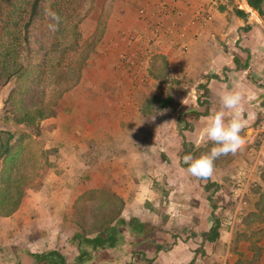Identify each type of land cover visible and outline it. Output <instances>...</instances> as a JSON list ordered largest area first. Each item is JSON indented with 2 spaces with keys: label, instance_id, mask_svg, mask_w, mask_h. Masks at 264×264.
I'll return each mask as SVG.
<instances>
[{
  "label": "crops",
  "instance_id": "0c3cea01",
  "mask_svg": "<svg viewBox=\"0 0 264 264\" xmlns=\"http://www.w3.org/2000/svg\"><path fill=\"white\" fill-rule=\"evenodd\" d=\"M114 3L117 6L107 15L104 34L113 33L117 39L100 46L110 57L94 67L97 74L81 81L84 99L46 122L49 138L44 150L50 154L45 152V170L24 189L16 211L0 216V242L8 239V246L0 248V264H36L32 256L55 258L54 253L75 264L79 255L75 237L62 245L44 231L54 228L58 234L71 227L78 220L76 212H85V221L95 220L93 212L99 209L104 218L101 226L120 217L156 229L149 231L152 237L147 239L122 226L124 243L90 251L86 258L92 261L83 264H129L141 258L153 263L164 250L156 251L149 241L166 231L172 234L167 225L162 229L161 222L155 223L156 218L163 220L158 206L162 204L168 212L174 205L175 211L168 215L176 218L181 216L177 209L183 202L187 208L192 206L194 192L190 194L189 187L194 189L199 179L186 171L182 158L212 143L203 136V129L207 117L221 110L220 95L225 90L240 91L243 116L250 113L253 97L260 98L261 92L253 93L255 89L246 82L251 64L247 69L243 66L246 61L249 64L254 48L263 46L256 44L263 40L256 37L263 35L264 26L259 18L254 22L259 14L246 0ZM237 9L244 17L236 16ZM198 11L208 15L207 24L192 23ZM246 37L256 41H245ZM116 41L119 45L113 46ZM230 118L226 113V121ZM1 145L0 140V150ZM240 153L238 149L233 155ZM199 183L203 196L208 190ZM143 212L155 216L154 223L142 221ZM168 219L174 220L165 222ZM96 234L91 231L86 237ZM142 244L148 248L143 250Z\"/></svg>",
  "mask_w": 264,
  "mask_h": 264
},
{
  "label": "rangeland",
  "instance_id": "374dc122",
  "mask_svg": "<svg viewBox=\"0 0 264 264\" xmlns=\"http://www.w3.org/2000/svg\"><path fill=\"white\" fill-rule=\"evenodd\" d=\"M86 5L89 6L85 7ZM116 6L117 4L114 3V0H86L80 15L79 31L81 39L78 48L70 56L69 68L65 70L61 68L63 70L61 76L71 81L70 88H68L69 86L67 87L68 89H65V87L46 84L38 89L37 94L38 98L41 99L40 101L44 104H54L55 115L39 122L40 136L31 135L30 137H25L22 141L17 160L19 163V174L23 177V183L26 186L36 183L39 174H42L45 170L44 163H42L45 152L50 154V150H44L45 140L49 138V135L45 132L46 122L55 118L62 108L68 105H76L77 101L80 102L84 99L85 89L82 86L85 84L81 81L85 80V76L97 74V71H94V67L104 63V57H110L100 50V46H106L107 42L117 39L113 33L104 34L108 20L107 15L114 11ZM251 14L255 15L253 12ZM252 18L254 19V17ZM256 18L262 20L264 26V4L262 5V16L255 17L254 22H257ZM118 20L112 19V22H117ZM256 38L263 39L256 43L263 46L254 48L252 58H250V55L249 65H251L247 69V77H255V82L259 86H264V32L263 35L259 34ZM250 39L256 41L255 37H246L245 41ZM118 45L119 43L116 41L113 46ZM111 54L114 53L112 52ZM245 63L247 64V61ZM98 72H101L100 68ZM104 74H107V72ZM7 91L8 87L0 88V140L2 147L10 134L17 135L22 129L20 126L11 127L1 121L2 102ZM252 92L257 94L256 90ZM253 99L254 103L250 113H244L243 116L249 122L240 133L245 140V144L240 148L241 156L229 154L221 156L215 161L214 174L209 180L216 182L218 186L220 184L221 187L215 191L213 189L208 190L207 194L201 196L202 186L199 180L204 185V188L206 182L204 181V183L201 179L194 182V189L189 187L190 194H192V191L194 192V197L190 199L192 206L187 208L188 205L183 202L182 208L177 209L181 213L179 218L168 215V212L170 214L175 211L174 205L173 211L165 212L163 210L164 206L159 204L158 207L162 209L160 211L163 213V220L156 218L155 221L156 214L154 211L152 213L155 216L143 212L142 221L150 220L153 223L155 221L156 224L161 222V228L165 229L167 225L172 234L170 236L169 231H166V234H158V237L162 238L160 242L164 252H161L159 257L152 259L153 263L141 258L129 264H264V222L259 224L257 223L258 220H254L250 215L254 212L258 197L255 194V189L259 186L260 177L264 173V105H258L262 99L260 101L257 100V102L255 97ZM262 102L264 103V99ZM250 114L254 115L253 119H249ZM12 142V145H14L15 141L12 140ZM201 150L203 149H197L192 154L195 156ZM45 157L48 158L47 156ZM1 171L2 160H0V175ZM25 185L24 189L26 188ZM193 206L194 208L191 209ZM96 212L97 210L93 213L96 214ZM75 214L77 216H75V220L78 218L76 224L72 222L73 225L71 227L58 232V234L54 228L47 227L44 233L46 234L48 231L49 236L60 239V244H62L70 240V238L73 239L72 236L75 237L76 233L82 232L86 234L95 231L101 225V220L103 221L104 219L101 218L102 211L99 216L95 215V220L91 219V221H85V212L83 214L76 212ZM107 214L110 215V213ZM107 214L105 215L110 220L111 215L108 216ZM213 217H216L219 221V237L216 242L206 244L199 238L200 232L209 230L213 225ZM167 218H176V220H171L170 223L168 219L169 222L167 223V221L165 222ZM6 233L8 235V231ZM48 235L45 239L46 244L49 238ZM171 238L175 241V244L171 241ZM4 245L8 246L7 238H2L0 248ZM141 248L146 250L148 247L146 248V245L142 244ZM150 249L152 250L153 248Z\"/></svg>",
  "mask_w": 264,
  "mask_h": 264
},
{
  "label": "trees",
  "instance_id": "16d2710c",
  "mask_svg": "<svg viewBox=\"0 0 264 264\" xmlns=\"http://www.w3.org/2000/svg\"><path fill=\"white\" fill-rule=\"evenodd\" d=\"M246 1L250 8L262 16L261 6L264 0ZM85 2L86 0H0V88L8 87L2 102L1 121L11 127H22L17 135L8 136L0 150V160H2L0 215L2 216H8L16 211L24 192L25 183L19 174L17 160L23 139L31 135L40 136L39 122L55 115L54 104H44L40 101L38 89L46 84L70 88L71 81L61 75L63 70L69 68L70 56L78 48L81 39L79 23ZM49 8L62 18L59 31L56 33H51L47 29L49 20L46 10ZM234 13L238 17L245 15L241 10H234ZM12 140L15 141L14 145ZM213 146H215L213 142L209 143L206 149L192 156L198 157L207 153ZM260 180L259 186L255 189V194L258 196L255 209L250 215L254 220H258L257 223L262 224L264 173ZM202 181L207 183L205 186L207 190L218 189V185L210 182L209 179ZM100 214L101 211L97 210L95 215ZM113 221L115 223L111 224ZM122 226L147 239L151 236L149 231L156 229L134 219L125 221L116 217L105 226L100 225L95 229L97 234L92 239L86 237L88 233H76L79 255L74 260L75 264L91 262V259L86 258L90 251H96L98 248L113 249L124 243L120 229ZM200 236L207 243L218 240L219 221L216 217H213V225L209 230L200 232ZM161 239V237L156 240L151 238L148 245L155 247L156 251L164 250ZM52 255L55 258H51L49 254L32 257L36 264H67L59 254Z\"/></svg>",
  "mask_w": 264,
  "mask_h": 264
},
{
  "label": "clouds",
  "instance_id": "9594fccd",
  "mask_svg": "<svg viewBox=\"0 0 264 264\" xmlns=\"http://www.w3.org/2000/svg\"><path fill=\"white\" fill-rule=\"evenodd\" d=\"M46 16L49 20L47 24L49 32L59 31L62 22L60 15L49 8L46 10ZM242 99L240 91L225 90L220 95L221 110L207 117L206 127L203 129V136L215 146L198 157L188 154L182 158L183 163L187 165L186 171L192 177L202 180L210 179L214 174L215 161L221 156L235 154L245 144L240 133L249 121L243 117ZM226 113L231 117L227 121ZM253 118L254 115L250 114L249 119Z\"/></svg>",
  "mask_w": 264,
  "mask_h": 264
},
{
  "label": "flooded vegetation",
  "instance_id": "af4514ba",
  "mask_svg": "<svg viewBox=\"0 0 264 264\" xmlns=\"http://www.w3.org/2000/svg\"><path fill=\"white\" fill-rule=\"evenodd\" d=\"M253 16H255V15H253ZM249 65V64H248ZM248 65L247 64H245V67H246V69L248 68ZM244 67V66H243ZM247 71V70H246ZM245 78H246V82H247V84L251 87V88H254L255 90H258L259 92H261V95H260V98H258V99H256V102H257V100H261L262 99V101H263V99H264V96H263V94H264V90H262V89H264V87H261V86H259L256 82H255V80L253 79V78H249V77H247V73H246V75H245ZM251 101V100H250ZM262 101H260V103L258 104V105H264V103L262 102ZM254 103V102H253ZM251 105H253V104H251ZM251 107H253V106H251Z\"/></svg>",
  "mask_w": 264,
  "mask_h": 264
},
{
  "label": "built area",
  "instance_id": "2783aa9c",
  "mask_svg": "<svg viewBox=\"0 0 264 264\" xmlns=\"http://www.w3.org/2000/svg\"><path fill=\"white\" fill-rule=\"evenodd\" d=\"M240 8V7H239ZM198 21H200V23L202 24V25H205V24H207V22H208V15L207 14H203L202 12H196L195 14H194V18H193V20H192V23L194 24V23H196V22H198ZM184 46V49H186V46L187 45H183Z\"/></svg>",
  "mask_w": 264,
  "mask_h": 264
},
{
  "label": "bare ground",
  "instance_id": "6f19581e",
  "mask_svg": "<svg viewBox=\"0 0 264 264\" xmlns=\"http://www.w3.org/2000/svg\"><path fill=\"white\" fill-rule=\"evenodd\" d=\"M250 11V10H249Z\"/></svg>",
  "mask_w": 264,
  "mask_h": 264
}]
</instances>
